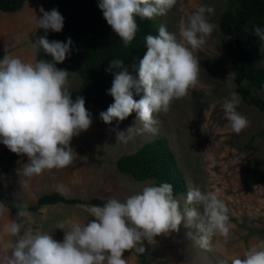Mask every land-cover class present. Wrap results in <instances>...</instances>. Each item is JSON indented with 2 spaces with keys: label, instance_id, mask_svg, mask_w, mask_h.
I'll return each mask as SVG.
<instances>
[{
  "label": "clouds",
  "instance_id": "clouds-1",
  "mask_svg": "<svg viewBox=\"0 0 264 264\" xmlns=\"http://www.w3.org/2000/svg\"><path fill=\"white\" fill-rule=\"evenodd\" d=\"M175 3L176 0H98V8L124 46H128L138 29L136 16L153 19L166 15ZM214 11L211 6H199L180 27L183 42L163 24L158 35H146L147 51L138 68L133 64L135 77L124 61L111 60L105 71H121L114 73L107 90L114 102L99 113V118L111 124L135 112L136 120L143 126L138 131L154 133L153 125L158 123L154 114L169 111L174 100L188 95L198 83L200 64L193 53L206 43L216 27L208 19ZM40 12L42 16L35 17V29H44L45 35L29 43L34 52L43 50L53 62H25L8 53L0 59V143L12 153L27 156L28 163L22 166L26 178L73 164L78 155L70 146L71 140L92 123L85 99L79 95L73 99L66 87L69 71L56 66L70 53L71 38L66 42L47 39L48 30H62L64 18L57 9L45 11L41 7ZM252 33L264 52V28L254 26ZM227 78L234 79L235 73L230 72ZM133 90L137 95L143 94L139 100L133 98ZM239 103L238 94L232 92L222 105L236 134L249 125L247 117L237 111ZM131 130L129 127L127 131ZM116 138L125 142L128 139L125 132H117ZM186 203L194 207L182 213L173 196V186L162 183L145 186L124 202L109 199L103 206L82 205L88 217L95 219L72 223L68 229L57 227L64 230L62 242L54 240L51 233L25 228L22 222L12 220L4 232L15 239L0 242L5 253L0 256V264H127L125 251L136 249L142 254L146 251L144 241L155 243L157 236L178 232L181 224L195 229V235L189 231L187 237L194 238L206 250L211 249L215 235L228 237L229 210L217 195L190 188ZM7 211L0 201V214ZM17 215L23 217L25 212L21 210ZM231 264H264V241L234 258Z\"/></svg>",
  "mask_w": 264,
  "mask_h": 264
},
{
  "label": "rangeland",
  "instance_id": "rangeland-1",
  "mask_svg": "<svg viewBox=\"0 0 264 264\" xmlns=\"http://www.w3.org/2000/svg\"><path fill=\"white\" fill-rule=\"evenodd\" d=\"M201 5L215 9L208 19L216 27L206 43L193 53L200 64L198 83L189 89L188 95L174 100L169 111L154 114L158 121L153 125L154 133L138 131L143 126L136 118L105 124L99 118L102 110L87 103L92 123L71 140L70 146L78 155L73 164L26 178L22 166L28 163V158L21 154L9 172L0 176V193L18 197L23 205L33 204L39 195L52 191L84 200L100 197L124 202L145 186H152L154 180L136 181L121 174L115 160L147 141L162 137L175 154L185 186L184 191L174 196L181 212L194 207L186 203L190 188L212 192L229 210L230 232L227 238L215 235L211 249L206 250L194 238L187 237L189 231L195 235V229L181 224L178 232L157 236L155 243L144 241L146 251L142 254L136 249L125 251L123 258L127 264H231L234 258L242 257L247 249L264 241V181H256L264 173V163H259L264 157V113L240 100L237 111L247 117L249 125L239 134L231 130L225 118L222 105L231 98L229 89L233 86L232 79L227 78L231 71L224 52L226 38L217 27L225 0H176L166 15L153 18L156 35L163 24L181 40L182 23ZM41 7L48 10L47 0H24L20 9L0 12V59L8 53L25 62L35 61L36 52L29 41L35 42L43 30L35 29L36 21L33 22L34 17L42 16ZM261 64L264 67V52ZM78 84V75L69 72L68 91ZM129 127L131 131H127ZM117 132H125L126 142L116 138ZM5 147L0 143V153ZM82 205L92 206L43 205L36 211L23 210V217L6 207L8 211L0 214V242L15 239L4 232L12 220L22 222L25 228L51 233L54 240L62 242L64 230L57 227L68 229L72 223L95 219L88 217ZM4 254L0 245V256Z\"/></svg>",
  "mask_w": 264,
  "mask_h": 264
},
{
  "label": "trees",
  "instance_id": "trees-1",
  "mask_svg": "<svg viewBox=\"0 0 264 264\" xmlns=\"http://www.w3.org/2000/svg\"><path fill=\"white\" fill-rule=\"evenodd\" d=\"M24 0H0V12H13L21 8ZM226 5L220 12L217 21L219 32L226 38L224 52L229 59L233 86L230 92H236L240 100L264 113V67L260 41L252 33L254 26L264 28V0H225ZM47 11L57 9L64 18L60 32L48 30L49 41L66 42L71 38L73 44L70 53L62 63L56 66L78 75L79 84L71 91L73 99L82 96L85 104L89 103L102 111L112 104L113 98L107 94L114 79V73L121 69L113 68L106 72L111 60L124 61L129 73L137 75L139 60L147 51L145 36L156 35L153 19L136 16L138 25L134 39L128 46L114 33L103 18L98 8V0H47ZM45 35L43 29L40 36ZM48 60L43 50L35 53V61ZM133 90V98L139 100ZM136 118L133 112L124 120ZM264 132V129L262 130ZM19 155L7 147L0 153V176L9 172ZM264 163V157L259 162ZM114 165L118 172L130 176L136 181L153 179L152 186L169 183L173 186V196L184 191L185 186L180 175L177 160L166 140L158 137L141 144L136 150L117 157ZM257 182L264 181V173ZM109 199L91 197L88 200L79 197H68L59 191L39 195L35 202L23 205L13 195L0 193V201L16 216L21 210L36 211L43 205L56 203L90 204L103 206Z\"/></svg>",
  "mask_w": 264,
  "mask_h": 264
},
{
  "label": "bare ground",
  "instance_id": "bare-ground-1",
  "mask_svg": "<svg viewBox=\"0 0 264 264\" xmlns=\"http://www.w3.org/2000/svg\"><path fill=\"white\" fill-rule=\"evenodd\" d=\"M38 13H39V12H38ZM34 21H36V20H35V17L33 18V22H34Z\"/></svg>",
  "mask_w": 264,
  "mask_h": 264
}]
</instances>
